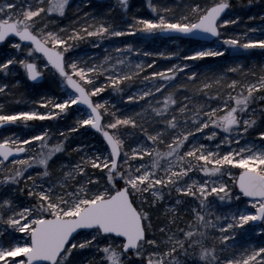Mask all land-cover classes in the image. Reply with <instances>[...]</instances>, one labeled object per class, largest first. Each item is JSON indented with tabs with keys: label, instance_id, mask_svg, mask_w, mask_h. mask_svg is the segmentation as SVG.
<instances>
[{
	"label": "snow or ice",
	"instance_id": "1",
	"mask_svg": "<svg viewBox=\"0 0 264 264\" xmlns=\"http://www.w3.org/2000/svg\"><path fill=\"white\" fill-rule=\"evenodd\" d=\"M69 2L0 0V44L15 52L0 61V72L12 74L10 66L20 65L32 81L49 72L65 90L62 98L36 101L46 106L42 111H9L0 103V127L60 117L74 105L82 108L74 126L60 131L62 138L49 129L0 137V193L10 189L0 195V264H130L133 255L138 264H188L181 257L189 255L193 264H264V243L235 242L236 229L249 222L259 221L255 231L264 234V130L249 136L264 127V66L259 74L245 70L255 77L251 81L227 79L228 72L244 69L238 63L201 80V73L179 61V53L146 52L131 42L109 44L102 57L77 54L86 39L95 38L99 47L111 38L141 33L145 39L162 33L210 35L222 42L190 51L186 61L223 56L229 50L225 46L236 55L264 51V38L249 37L255 29L237 35L222 31L240 20L224 18L230 0H146L153 16L127 15L129 0H117L126 14L120 23L109 9L100 16L84 12L90 22L78 27H53L49 15L63 16ZM134 52L178 62L145 73L156 59L137 60ZM138 80L143 86L124 95ZM9 89L0 82V93L14 95ZM106 90L137 102L138 110L121 114L110 99H99ZM180 92L191 95L180 97ZM83 126L102 134L104 150L86 144L68 148L70 134ZM65 152L68 159L53 168ZM73 152L80 153L74 163ZM33 165L43 170L28 175ZM20 195L29 202L22 206ZM166 195L175 203L165 205L163 222L156 224L150 209H159ZM182 195L195 201L184 227L180 221L189 209L181 211ZM241 197L246 206L224 215L213 203V198L231 203ZM224 220L229 222L221 225ZM217 227L219 236L213 233ZM85 249L93 255L81 256Z\"/></svg>",
	"mask_w": 264,
	"mask_h": 264
},
{
	"label": "rangeland",
	"instance_id": "2",
	"mask_svg": "<svg viewBox=\"0 0 264 264\" xmlns=\"http://www.w3.org/2000/svg\"><path fill=\"white\" fill-rule=\"evenodd\" d=\"M136 0H130L129 4L130 6H134L136 3ZM256 2H259V6L261 7H255L254 11L251 10V14L247 15L246 17H242L240 14L242 12L239 11V9H234V10H229L228 9V16H225L224 18L226 19H235L236 16L240 17V20L236 22L235 24H230L227 26H224L222 31L227 34V35H237L239 33L249 31L250 29H255V32L249 31V37L251 38H264V0H256ZM146 3V2H145ZM92 2L88 3V0H70L69 5L67 10L71 9V12L66 13L63 16H60L58 13H53L49 15V20L53 21L54 23L52 24L53 27H58V26H69L74 23H84V22H90V21H85L83 18V13L87 12L85 9L90 6L88 12L100 16L102 14H108V10L111 9L110 15L112 18L117 23L121 22V16H123L124 12L120 8L119 4L117 3V0H106L102 6H95L93 7ZM147 4V3H146ZM252 4L251 2H248L246 4L247 7H251ZM245 6V7H246ZM255 6V5H254ZM101 8H103L101 10ZM118 8V9H117ZM117 9V10H116ZM101 10V11H100ZM237 10V11H236ZM151 11V10H150ZM246 11V10H245ZM261 11V12H260ZM255 12V13H254ZM260 12V13H258ZM226 13V14H227ZM250 13V12H248ZM249 17H252L249 19ZM241 20H243L242 23ZM130 22V21H129ZM239 28V29H238ZM158 35V34H156ZM154 35V36H156ZM132 35H126L123 37H114L111 38L110 40L102 43L99 47L95 46L96 40L95 38H91V43L86 39L85 41H82V43L79 44L78 52L77 54H84L86 56H91L93 53L98 54V56L102 57L105 53V48L109 44H114L117 42H123V43H134L131 41ZM152 36L148 37L147 39L144 38V34H139V43H134L137 46L142 47V49L146 52H151V53H156L159 51H167L168 49L171 50L173 49L175 52H182L184 49L190 52V50L187 49L185 45H180L175 41L171 42H161V41H154L152 40ZM162 39V38H161ZM160 39V40H161ZM222 42L219 41L218 38L214 39L211 42H208V44L203 43L202 47H212L215 48L218 44H221ZM228 47V51L220 57H212L213 59L217 60H225L228 59L225 63L224 66L219 67L221 68H229L232 66L233 63H238L244 65V69L239 70L236 73L228 72L227 73V78L230 79H237L241 80L242 82L244 80L251 81L255 77H253L251 74L247 73L245 70L246 69H252V71H255L257 74H259L261 67L264 66V51H261L259 49H252V50H246L247 54H241V55H236L234 54L232 47L231 46H225ZM159 48L158 50H156ZM15 52L13 49L9 47L8 44H2L0 47V61L3 59L8 58L10 55H14ZM134 58L137 60H146L148 63H151V60L155 58V55L151 56H143L141 54L133 53L132 54ZM188 55H179V61L180 62H186L190 65L192 71H199L195 67V62L196 60L199 61L203 58L200 59H190V60H184L185 57ZM161 61L168 59V56L165 55L163 57H160ZM177 57L176 61L172 63L175 64L177 63ZM159 66V65H157ZM171 66V65H170ZM13 68L12 74L5 75L2 72H0V82H4L9 84L10 86V91L14 93V95H7L6 93H0V103L5 104V108L9 111H23V110H46V106L42 104L35 103L42 97H63L65 95V90L61 87L60 82L58 79L49 72H46L45 79H44V85L41 84H32L27 81L25 70L22 68L20 65H15V66H10ZM160 67V66H159ZM152 68V67H151ZM163 69V68H162ZM152 69H146L145 73L148 71H151ZM159 71V70H158ZM187 71V70H186ZM217 69L215 70H204V72L201 73L200 79H204L205 76L211 78L214 72H216ZM200 73V72H199ZM103 79V78H102ZM16 81H20L19 85H16ZM180 81H184L183 75L180 76ZM14 86V87H13ZM143 85L141 82L138 80L136 81L131 88L126 87L124 95H130L132 94L138 87H142ZM186 92H180L179 96H190L191 94L185 95ZM179 98V97H178ZM18 99V102H17ZM99 99H110L111 102L115 105L116 109L122 110L121 112L123 114H128L131 111L138 110V103L137 102H129L124 100L120 95L112 92L111 90H106L104 93L99 94ZM159 99V97H157ZM261 103H264L262 101ZM82 112V108L80 106L74 105L71 107L69 112L65 115H62L60 117L56 118H47L45 120H40L36 119L34 121H28L27 123H20L18 125H15L17 127V133L18 135L22 137H26L28 135H36L39 131H43L45 129L51 130V132L54 134L56 138H62L59 136V133L62 129L66 128H72L74 126L73 122L74 120L80 115ZM259 130H264V127L255 129L250 131L249 136L250 137H256V132ZM12 131L7 132L9 134ZM197 138L200 139V142L208 144L209 140L205 137H201L200 134H196ZM223 138V137H221ZM257 139H259L257 137ZM52 142L55 143L56 140L52 139ZM218 142V141H217ZM76 144H86L90 145L97 150H104L105 149V143L102 139V136L100 133L94 132L90 126H83L81 129H78L77 131L73 132L70 134L69 139L67 141V146L69 149L74 148ZM33 149H35L36 145L32 144L31 145ZM222 150H227V147H223ZM31 154V153H29ZM80 155V153L73 152L72 157H71V162H75L76 157ZM68 159V154L67 152L58 154L55 160L53 161V168H56L58 166V163L67 160ZM11 167V165L9 164ZM43 170V166L40 165H33L32 169L28 171V175H32L33 172H40ZM99 171V170H97ZM58 174V173H57ZM201 177H203V174H199ZM23 185V182H21ZM10 191V189H6L3 193H0V195H5L7 192ZM177 194L173 191V197H175ZM182 201H183V207L181 208V211L183 212V208L187 207L189 209L188 212L184 213V218L183 220L180 221V226L184 227V220H191L192 219V212H191V207L195 206V201L193 198L188 197V196H183L182 195ZM19 202L23 206L24 204L28 203L29 201L25 200L23 195L19 196ZM169 202L175 203V200L172 199L171 201L169 198L165 197V201L159 206V209L152 208L150 209L153 212V222L157 224V221L163 222V216L161 215L164 211L165 205L168 204ZM213 203L217 207V212L218 214L224 215L227 214L231 211H234L238 207H245L246 206V200L245 199H240V201H233L231 203L228 202H217L215 198H213ZM251 208L252 206H247ZM157 217H160V219H157ZM225 222H229L227 220L221 221L220 224L222 225ZM255 228L260 226H252L251 222H249L248 225H245L243 228H238L236 229L237 231V236L235 238V242H238L241 240L243 237L245 240L242 242L243 244H247L249 242H255L257 245L256 241L253 240V238H257L260 234L253 229L252 231L250 228ZM175 227V225H173ZM213 233L215 236H219V227L217 229L213 230ZM252 233V237L250 238V234ZM23 235V234H19ZM86 235L84 233L81 234ZM158 236H163L162 233H157ZM182 235V233H181ZM209 244L212 243V240L210 239L208 241ZM217 247H220L219 241L216 242ZM81 256L84 257H90L93 255V250L91 249H85L80 253ZM182 259H186L188 264H193V257L191 255L187 257H181ZM130 264H138V258H136L134 255L132 257V260Z\"/></svg>",
	"mask_w": 264,
	"mask_h": 264
},
{
	"label": "trees",
	"instance_id": "3",
	"mask_svg": "<svg viewBox=\"0 0 264 264\" xmlns=\"http://www.w3.org/2000/svg\"><path fill=\"white\" fill-rule=\"evenodd\" d=\"M258 1V0H257ZM146 0H136V4L134 6H130L129 12L127 13V15H144V16H153L154 14L150 11V9L147 7V4L145 3ZM248 2H251L252 5L251 7H247L246 4ZM104 2H92V6H102ZM230 8L229 10H234V9H239V11L242 10V12L240 13L242 15V17H246L247 15L251 14V10L254 11L255 7H261L259 6V2H256V0H230ZM246 6V7H245ZM90 6H88V8H86L85 10L88 12V10ZM103 8H101L102 10ZM118 9V8H117ZM116 9V10H117ZM100 10V11H101ZM246 10V11H245ZM237 11V10H236ZM71 12V9L67 10V13ZM250 12V13H248ZM261 12V11H260ZM258 12V13H260ZM255 13V12H254ZM126 15L125 13L123 14V16ZM229 14L227 13L225 16H228ZM121 16V17H123ZM224 16V17H225ZM238 22V21H237ZM243 20H241L242 23ZM79 24L78 23H74L72 25H69V27H78ZM239 29V28H238ZM132 39L131 41L134 43H139V35H132L131 36ZM161 37H159L158 35L152 37V40L154 41H161V42H171V41H175L178 44L185 45L187 47L188 50L192 51V50H196L198 48H201V46H203L202 43L194 41V40H188V39H178V38H171V39H161ZM82 43V42H81ZM206 45V44H205ZM159 48H157L156 50H158ZM165 52H175L173 49L171 50H167ZM180 56L182 55H188L189 51H187L186 49H184V51L182 52H178ZM153 59H156V64L152 65V70L151 71H158L161 70L162 68H167L170 67V65H172L173 62L176 61V57H170L168 56V59L166 58V60L163 59V61L160 62L161 58L160 57H155ZM228 59L225 60H217V59H213L212 57H204L203 59L195 62V67L197 68V70H199L198 72L202 73L204 72V70H219V67L224 66V63L227 61ZM159 65V66H157ZM228 79V78H227ZM203 80V79H202ZM41 85H44V82L41 83ZM187 94H191L190 92H186L185 95ZM121 114H123L121 112ZM161 223L160 221H157V224ZM257 226V225H254ZM248 228H250V230L252 231L255 228H252L251 226H249ZM252 235V233L250 234V236ZM250 238H253L252 236ZM245 240V238L243 237L241 240H239L238 242H236V244L238 246H243L245 244H243L242 242ZM254 241H256L257 243L261 244L264 243V234H260L257 238H253Z\"/></svg>",
	"mask_w": 264,
	"mask_h": 264
},
{
	"label": "water",
	"instance_id": "4",
	"mask_svg": "<svg viewBox=\"0 0 264 264\" xmlns=\"http://www.w3.org/2000/svg\"><path fill=\"white\" fill-rule=\"evenodd\" d=\"M94 1V0H93ZM95 1H102V0H95ZM228 10L226 9L225 10V13L227 12ZM224 13V14H225ZM223 14V15H224ZM159 35H161L162 37H164V38H171V37H180V38H185V39H197V40H200V41H212V40H214V38H216V37H212V36H206V37H197V36H185V35H183V34H177V33H162V34H159ZM43 78H44V76L43 77H41V78H39V79H37L36 81H32V80H30L29 78H28V80L31 82V83H39V82H41L42 80H43ZM78 106V105H77ZM4 127H0V130L1 129H3ZM93 131H95V132H98V133H100L98 130H96V129H94V128H92V127H90ZM102 135V134H101ZM102 139H103V136H102ZM103 141H104V139H103ZM104 143H105V141H104ZM12 158H15V155L12 157ZM252 223V225H254V224H259L260 222L259 221H257V222H255V223H253V222H251Z\"/></svg>",
	"mask_w": 264,
	"mask_h": 264
},
{
	"label": "flooded vegetation",
	"instance_id": "5",
	"mask_svg": "<svg viewBox=\"0 0 264 264\" xmlns=\"http://www.w3.org/2000/svg\"><path fill=\"white\" fill-rule=\"evenodd\" d=\"M9 131L16 132L17 127L14 128V126H7L6 128L0 131V137L7 135V132Z\"/></svg>",
	"mask_w": 264,
	"mask_h": 264
}]
</instances>
